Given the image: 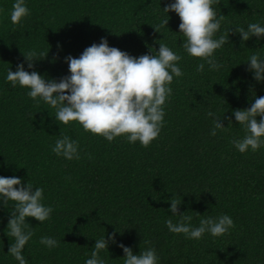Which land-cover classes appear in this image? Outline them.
<instances>
[{"label": "trees", "instance_id": "obj_1", "mask_svg": "<svg viewBox=\"0 0 264 264\" xmlns=\"http://www.w3.org/2000/svg\"><path fill=\"white\" fill-rule=\"evenodd\" d=\"M14 2L0 0V176L43 188V203L53 208L43 223L27 220L33 232L22 253L27 264H85L100 238L109 241L100 253L105 264H124L120 244L135 255L155 248L158 264H264V146L241 153L231 143L245 135L234 111L264 96V82L248 70L251 55L264 60V37L244 42L235 28L264 26V0L213 5L217 18L225 16L214 38L225 34L229 43L214 53L222 67L211 71L205 63L202 73L196 67L203 61L183 49L180 17L163 11L174 0H25L30 15L19 25L10 20ZM165 18L168 25L160 27ZM102 39L135 58L155 54L159 43L182 57L183 76L170 85L164 126L148 147L123 137L109 142L77 122L59 124L54 109L6 80L8 70L23 64L25 71L59 82L71 75L66 58H79ZM31 50L48 53L34 68L22 53ZM209 112L232 126L212 136ZM61 134L78 141L79 160L52 151ZM174 197L194 227L201 218L221 215L230 216L234 227L199 240L172 233L166 221L180 219L170 212ZM13 209L12 202H0V264H19L6 234ZM45 236L58 246L42 244Z\"/></svg>", "mask_w": 264, "mask_h": 264}, {"label": "clouds", "instance_id": "obj_2", "mask_svg": "<svg viewBox=\"0 0 264 264\" xmlns=\"http://www.w3.org/2000/svg\"><path fill=\"white\" fill-rule=\"evenodd\" d=\"M216 3L218 0H174L163 9L165 13L175 12L180 17L179 28L185 37L183 49L191 57L203 61L196 67L201 73L205 63L211 71H218L222 67L216 61L214 53L229 43L228 35L222 34L218 39L214 38L225 20L224 15L217 18L213 8ZM29 15L25 0H15L10 13L11 23L19 25ZM168 23L169 19L165 18L160 27L167 26ZM155 30L160 32L159 28ZM235 32L246 42L253 36L264 37V26L249 23L247 30L236 27ZM159 45V51L155 54L135 58L118 48L109 47L108 41L102 39L99 44L87 47L79 58L67 57L66 63L71 75L59 82L48 80L37 71H25L23 64L15 72L8 70L6 80L13 87L19 85L27 89V95L37 104L42 100L54 109L59 124L70 126L71 122H77L85 132L103 137L109 142L123 137L129 143L138 141L142 146L148 147L159 137L164 126V106L172 94L170 85L174 77L183 76L178 66L182 57L165 43ZM22 53L29 68H34V62L42 60L40 57L46 59L48 55L35 50ZM248 64V70L254 73V79L264 82V60H261L259 54L251 55ZM233 114L243 126L245 135L243 138H234L231 143L241 153L258 151L264 146V96L255 98L249 109H237ZM208 115L213 118L212 136L217 134V130H227L232 126L231 120L229 127L225 128L221 123L224 117L213 112ZM52 151L69 161L80 159L78 141L64 134L56 140ZM43 199V188L33 189L30 183L25 188L21 179L15 176H0V202L5 207L9 202L14 205L6 232L12 238L9 254L19 264H27L22 253L33 235L27 223L28 218H34L40 223L51 218L53 208L45 206ZM170 204V212L180 219L174 223L169 218L166 221L167 228L172 233L184 234L188 239L199 240L205 233L221 237L234 227V221L228 215L201 218L199 226L194 227L191 223L192 216L179 213L182 202L178 198L174 197ZM111 241L115 243V234ZM40 242L49 248L58 246V241L47 236L42 237ZM108 245L106 238L97 239L91 258L85 264H105L100 253L108 250ZM119 247L125 253L124 264H158L155 248L135 255L131 248L123 244Z\"/></svg>", "mask_w": 264, "mask_h": 264}]
</instances>
